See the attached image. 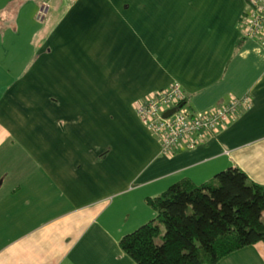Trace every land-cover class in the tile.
<instances>
[{"label": "crops", "instance_id": "1", "mask_svg": "<svg viewBox=\"0 0 264 264\" xmlns=\"http://www.w3.org/2000/svg\"><path fill=\"white\" fill-rule=\"evenodd\" d=\"M231 1L0 0V264H134L119 242L147 198L229 168L264 186V49ZM172 83L190 111L244 103L164 155L136 106ZM218 264H264V242Z\"/></svg>", "mask_w": 264, "mask_h": 264}, {"label": "trees", "instance_id": "2", "mask_svg": "<svg viewBox=\"0 0 264 264\" xmlns=\"http://www.w3.org/2000/svg\"><path fill=\"white\" fill-rule=\"evenodd\" d=\"M145 203L155 219L119 242L134 264H218L234 252L264 242V186L250 182L238 168L220 172L201 185L181 179ZM159 225L163 235L157 245Z\"/></svg>", "mask_w": 264, "mask_h": 264}, {"label": "built area", "instance_id": "3", "mask_svg": "<svg viewBox=\"0 0 264 264\" xmlns=\"http://www.w3.org/2000/svg\"><path fill=\"white\" fill-rule=\"evenodd\" d=\"M242 39L264 49V0H247L243 11ZM185 93L178 83L146 96L136 106V116L149 133L160 142L161 152L172 155L193 149L204 134L218 132L239 115L242 100H231L205 112L190 111ZM174 112L164 116L168 111Z\"/></svg>", "mask_w": 264, "mask_h": 264}, {"label": "rangeland", "instance_id": "4", "mask_svg": "<svg viewBox=\"0 0 264 264\" xmlns=\"http://www.w3.org/2000/svg\"><path fill=\"white\" fill-rule=\"evenodd\" d=\"M189 1H191V2H200L201 4H204V3H207V10L208 11H213V9H212V7H213V5H210L211 3H213V2H221V3H224V4H226V5H224L223 7L224 8H228L229 7V3H231L232 1L231 0H189ZM40 10V9H39ZM207 10L205 9V11H206V16H208V12H207ZM41 16H43V14H41ZM16 75V74H15ZM66 76H69V77H71V79L72 80H74V70H73V72L71 73V74H69V75H64V77H63V82L65 83V80H66ZM45 82L46 80H42V82ZM66 91V87H64L63 88V92H65ZM73 91V95L71 96L72 98H74V90H72ZM72 107V106H71ZM110 125H111V127L112 128H120V130H121V122H116L115 124L113 123V122H111L110 123ZM118 139H120V137H119V135H117L116 137H115V140L117 141ZM96 140V139H95ZM127 143L128 144H132V145H135L136 143L133 141V140H129V138H127ZM262 222L264 223V213H263V215H262ZM159 227L161 228V232H160V234H159V236L157 237V238H155V242H156V244L157 245H160L161 244V238H162V235H163V227L161 226V225H159ZM139 228V227H138ZM137 228V229H138ZM136 230V229H135ZM134 230V231H135ZM133 232V231H132ZM132 232H130V233H132ZM130 233H128V234H130ZM128 234H126V235H128Z\"/></svg>", "mask_w": 264, "mask_h": 264}, {"label": "water", "instance_id": "5", "mask_svg": "<svg viewBox=\"0 0 264 264\" xmlns=\"http://www.w3.org/2000/svg\"><path fill=\"white\" fill-rule=\"evenodd\" d=\"M173 112H174L173 110L168 111L164 116L166 117V116L170 115V114L173 113Z\"/></svg>", "mask_w": 264, "mask_h": 264}]
</instances>
